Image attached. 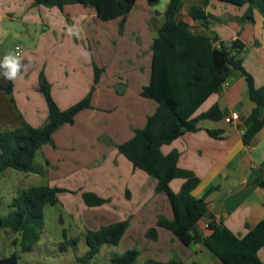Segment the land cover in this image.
<instances>
[{"label": "rangeland", "instance_id": "rangeland-1", "mask_svg": "<svg viewBox=\"0 0 264 264\" xmlns=\"http://www.w3.org/2000/svg\"><path fill=\"white\" fill-rule=\"evenodd\" d=\"M144 1L140 0L139 5H144ZM169 1L154 0L151 5L148 25L153 30L164 22ZM198 1L200 4L206 0ZM5 3L13 8L8 9ZM193 3L194 0H187L184 12L180 14L182 18ZM16 5L17 2L12 0H0V58L8 52L16 54L15 48L21 46L20 59L27 65V70L11 81L0 76V87L5 83L12 85L9 92L0 89V131L20 127L11 117L15 113L31 122L34 128H41L47 122V104L40 90V75L47 80L51 97L61 110L84 99L88 95H84L86 82L83 76L78 75L87 76V63L91 58L99 61V40L102 44L103 38L106 39L103 50L107 49V56L110 51L116 53L121 47L131 55L137 47L146 51L149 46L147 42L150 39L140 32L144 20L139 15L134 14V18L132 16L118 28L109 23L102 24L105 26L96 27L97 31L91 35H87L86 29L67 34L63 25L45 31L35 18L26 23L25 30L17 31L4 26L13 12L20 16L28 15L17 10ZM139 8L136 12L143 11ZM137 33L138 37L141 35L139 40ZM157 35L155 32L154 36ZM77 69L81 73L76 74ZM46 70L50 72L51 81ZM6 117L7 121L4 120ZM102 122L112 125L113 117L103 116ZM98 125L96 118L92 122L81 119L75 125L65 126L55 136L59 139L58 144H48L37 152L30 172L7 169L0 176V218L12 210L14 198L31 188L57 187L65 190L57 195L56 205L45 206L43 227L38 231L40 237L31 251H24L22 233L0 229V259L15 255L19 264H81L79 259L88 251L87 235L103 226L128 221V228L119 244L104 245L88 264H111L112 258L131 250L138 252L136 264L166 263V255L177 256L186 264L184 246L178 240H172L171 232L157 226L156 220L166 218L170 212L166 195L151 189L150 182L141 175L155 181L152 177L140 170L133 174L132 169L124 164L126 161L130 165L119 153L116 143L105 135L101 136ZM172 185L171 190H179L176 182ZM99 186H107L103 194L108 203L98 208L87 207L80 200L79 190L101 192L97 189Z\"/></svg>", "mask_w": 264, "mask_h": 264}, {"label": "trees", "instance_id": "trees-1", "mask_svg": "<svg viewBox=\"0 0 264 264\" xmlns=\"http://www.w3.org/2000/svg\"><path fill=\"white\" fill-rule=\"evenodd\" d=\"M30 1L36 6L60 10L74 4L90 7L103 22L127 18L136 4V0ZM209 1L189 6L188 18L203 25L209 20H216L205 11ZM216 1L247 7L242 23L253 21L255 11L264 16V0ZM185 4L186 0L169 1L164 22L152 43L151 79L149 85L142 88L141 96L157 103L155 113L148 118L143 129L135 130L131 140L118 146V151L131 162L134 169L156 180L157 193L167 196L174 219L170 221L159 217V228L171 232L186 247L192 243L202 244L217 258L219 264H264V219L241 238L224 225L215 224L205 197L196 198L194 195L200 185V178L193 171L179 166L177 151L164 154L162 150L182 131H197L199 122L223 118L217 106L200 115L196 113L210 95L218 92L232 78L235 71L245 78L250 99L258 108H264V86L256 87L254 78L243 68L242 60L238 58L245 48L244 43L236 39L229 47H215L213 41L217 40L216 37L194 32L191 24L181 17ZM101 73L102 70L94 66V86L99 83ZM39 82L47 104V122L41 128H34L23 121L18 128L0 131V176L7 169L30 172L37 152L43 146L53 144L54 133L64 125H73L83 110L93 109L91 98L94 87L80 102L61 110L51 97L50 86L43 75H40ZM249 122L252 126L244 136L246 144L261 127L257 121V110L252 113ZM210 135L221 138V131H212ZM175 180L182 181L176 193L170 187ZM62 192L65 190L57 187L31 188L23 192L13 199L9 214L0 218V229L22 233L23 249L31 251L40 237L38 231L43 227L45 206L56 205L57 195ZM82 198L90 208L108 203V200L91 192L83 193ZM202 218L211 220L208 226L211 233L207 237L197 231V224ZM128 225V221L116 222L87 235L88 251L79 259L80 263L88 264L104 245H118ZM137 257V251H127L112 258L111 264H136ZM0 264L19 263L17 257L12 255L1 258ZM149 264L183 263L171 260L166 263L152 261Z\"/></svg>", "mask_w": 264, "mask_h": 264}, {"label": "crops", "instance_id": "crops-1", "mask_svg": "<svg viewBox=\"0 0 264 264\" xmlns=\"http://www.w3.org/2000/svg\"><path fill=\"white\" fill-rule=\"evenodd\" d=\"M12 1L17 2V10L25 11L28 15L20 16L13 12L5 22H20L22 30L26 29V23L31 18H35L38 20L37 24L43 26L45 31L63 25L67 34H69L68 30L71 27L73 32L86 29L87 35H91V32L94 34L97 31L96 27L105 26L102 24L109 23L114 28H118L127 23L132 16L133 18L135 15L141 16L144 25L140 32L150 39V42H147L149 46L146 51L137 47L129 55L127 50L121 47L116 53L110 51V55L107 56V49L103 50V46L106 47L104 42L106 39L103 38L102 44L101 40L98 41L100 45L99 61L96 62L92 58L88 61L87 76L79 74L81 73L79 69L76 70V74H79V77L83 76L82 79L86 82L84 95L89 94L94 88L91 98L93 109L80 112L74 125L81 119L92 122L97 118L99 121L98 131L101 136L109 137L117 146L131 140L135 130L145 127L148 118L155 113L157 103L143 98L141 90L150 83L153 56L151 47L156 38L155 32L158 33V29L163 24L162 22L154 30L150 24L148 25L151 18L150 7L154 0H145L144 5H139L140 0H136L135 6L124 23L122 19L103 22L98 19L94 9L78 4L66 6L60 10L56 7L36 6L30 0ZM197 1L194 0V3L197 4ZM5 5L8 9L13 8L11 4L5 3ZM6 6L4 7L7 8ZM139 6V9L142 8L143 11L136 12V8ZM185 6L181 11L182 13ZM246 9L247 7H236L228 3L211 0L205 7V11L215 17L216 20H209L206 25L193 22L188 18V11L183 19L191 24L194 32L216 37L217 40H214L213 44L217 48L220 45L229 47L236 39L241 40L245 48L238 58L242 60L243 68L254 78L256 87H263L264 16L257 11L254 12L253 21L242 23L241 19ZM140 36L138 37L137 33L138 40L141 38ZM51 58L56 59L53 56ZM94 66L102 70L99 83L95 86ZM46 71V75L51 81L50 72ZM226 83L227 85L223 84L218 92L210 95L196 113V115H200L209 111L213 106H217L222 112L223 118L219 121L204 120L199 122L197 131H182L170 145L164 146L162 150L164 154L173 151L179 153V166L193 171L201 180L194 195L196 198L205 197L208 210L214 217L213 222L224 225L233 234L241 238L264 219V184L262 185L264 183V108H258L250 99L245 78L239 71H235L232 78ZM118 84L125 86L123 94L117 92L116 85ZM255 110H257V121L261 127L250 142L246 144L244 136L252 126L249 118ZM15 114L11 117L17 125L21 126L23 121L26 122L22 115ZM231 114H238L240 119L236 123H226L225 118ZM109 115L113 117V124L105 125L102 122V117ZM4 120L7 121V117ZM27 123L33 126L31 122ZM65 126L67 125L62 126L54 133L53 144H58L59 139H55V136ZM212 131H221V138L210 135ZM124 164L132 169L133 174L138 171L133 168L131 162H129L130 165H127L124 161ZM141 176L146 182H150V188L155 190L156 180L153 178L155 181H150L148 177ZM174 182H176V189H179L182 181L175 180ZM172 184L170 187L173 186ZM106 188L107 186H99L97 189H101V192L100 190L96 192L79 190L80 200L83 201L82 194L88 192L107 199L103 194ZM172 191L176 193L178 190ZM167 202L170 212L168 211L166 214V219L172 221L174 214L169 200ZM210 222L209 218H202L197 224V231L203 237H207L211 233L208 229ZM172 240L178 239L173 235ZM184 248L186 250L184 256L187 257L186 264H219L217 258L202 244L192 243L188 247L184 246ZM171 260H179L185 264L183 259L177 256L172 258L166 255V262Z\"/></svg>", "mask_w": 264, "mask_h": 264}, {"label": "clouds", "instance_id": "clouds-1", "mask_svg": "<svg viewBox=\"0 0 264 264\" xmlns=\"http://www.w3.org/2000/svg\"><path fill=\"white\" fill-rule=\"evenodd\" d=\"M69 34H73V30L69 28ZM27 70V65L21 62L20 56L13 52H8L0 58V76L11 81Z\"/></svg>", "mask_w": 264, "mask_h": 264}, {"label": "water", "instance_id": "water-1", "mask_svg": "<svg viewBox=\"0 0 264 264\" xmlns=\"http://www.w3.org/2000/svg\"><path fill=\"white\" fill-rule=\"evenodd\" d=\"M126 21V18L122 19V22L124 23ZM4 26L6 28H10V29H14V30H17V31H21L22 28H21V23L20 22H17V21H8V22H5L4 23ZM0 89L4 92H9L11 89H12V85L11 84H8V83H5L3 84ZM116 90L119 94H123L124 93V90H125V86L123 84H118L116 85ZM154 234H151L150 237L153 238L154 237Z\"/></svg>", "mask_w": 264, "mask_h": 264}, {"label": "built area", "instance_id": "built-area-1", "mask_svg": "<svg viewBox=\"0 0 264 264\" xmlns=\"http://www.w3.org/2000/svg\"><path fill=\"white\" fill-rule=\"evenodd\" d=\"M16 54L21 56L23 48L21 46H17L15 48ZM227 85V83H225ZM240 119V116L238 114H231L225 118L226 123H236Z\"/></svg>", "mask_w": 264, "mask_h": 264}]
</instances>
